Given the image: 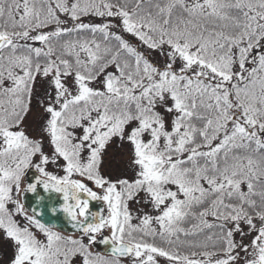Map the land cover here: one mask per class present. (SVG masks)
<instances>
[{
    "label": "snow or ice",
    "instance_id": "6c2138e0",
    "mask_svg": "<svg viewBox=\"0 0 264 264\" xmlns=\"http://www.w3.org/2000/svg\"><path fill=\"white\" fill-rule=\"evenodd\" d=\"M3 244L8 264H264V0H0Z\"/></svg>",
    "mask_w": 264,
    "mask_h": 264
},
{
    "label": "water",
    "instance_id": "95a60500",
    "mask_svg": "<svg viewBox=\"0 0 264 264\" xmlns=\"http://www.w3.org/2000/svg\"><path fill=\"white\" fill-rule=\"evenodd\" d=\"M31 175H32V173L30 172L29 176H31ZM39 194L43 195L45 197L44 201L38 202L37 199H36V194L29 193V194H27V197H26V206H28L30 209L32 207H35L37 209V211H40V212H42L44 214L43 217H42L43 219H48L49 216H50V213L48 212V208L53 206V205H55V204H57L58 201L56 200L55 195H53V198L50 201L47 198L48 194L44 193L42 189L39 190ZM91 207H92V210H96L99 207H101V205L98 202H93ZM54 222L57 223L58 225H63V223H64L63 214H60L57 218H54ZM67 231L70 232L71 228L67 227ZM97 247H98V249L100 251H103L105 246L98 245Z\"/></svg>",
    "mask_w": 264,
    "mask_h": 264
},
{
    "label": "rangeland",
    "instance_id": "374dc122",
    "mask_svg": "<svg viewBox=\"0 0 264 264\" xmlns=\"http://www.w3.org/2000/svg\"><path fill=\"white\" fill-rule=\"evenodd\" d=\"M28 125H29V134L34 135L35 134L34 129H35L36 125L33 123L31 118L28 121ZM111 151L119 153L121 151V149L111 148ZM124 151H126V147H125ZM11 254H12L11 248L9 247L8 244L0 245V264H8V260L11 257Z\"/></svg>",
    "mask_w": 264,
    "mask_h": 264
},
{
    "label": "trees",
    "instance_id": "16d2710c",
    "mask_svg": "<svg viewBox=\"0 0 264 264\" xmlns=\"http://www.w3.org/2000/svg\"><path fill=\"white\" fill-rule=\"evenodd\" d=\"M129 39H133V38L129 37ZM118 143H119L118 141H117L116 143H114V144L112 145L111 148H118V147H117ZM125 147H126V146H125ZM45 150H46V151L48 150L47 146L45 147ZM9 207H11V205H9ZM133 222L135 223L136 221H133Z\"/></svg>",
    "mask_w": 264,
    "mask_h": 264
}]
</instances>
